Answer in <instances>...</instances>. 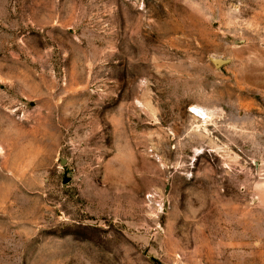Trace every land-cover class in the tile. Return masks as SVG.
<instances>
[{
	"label": "rangeland",
	"instance_id": "1",
	"mask_svg": "<svg viewBox=\"0 0 264 264\" xmlns=\"http://www.w3.org/2000/svg\"><path fill=\"white\" fill-rule=\"evenodd\" d=\"M0 264H264V0H0Z\"/></svg>",
	"mask_w": 264,
	"mask_h": 264
},
{
	"label": "water",
	"instance_id": "2",
	"mask_svg": "<svg viewBox=\"0 0 264 264\" xmlns=\"http://www.w3.org/2000/svg\"><path fill=\"white\" fill-rule=\"evenodd\" d=\"M212 62L214 63L215 66L220 67L221 65H224V64L228 63L229 59L212 58Z\"/></svg>",
	"mask_w": 264,
	"mask_h": 264
},
{
	"label": "bare ground",
	"instance_id": "3",
	"mask_svg": "<svg viewBox=\"0 0 264 264\" xmlns=\"http://www.w3.org/2000/svg\"><path fill=\"white\" fill-rule=\"evenodd\" d=\"M191 110V112H193V113H201V110H199V109H196V108H192V109H190ZM201 117H203V116H201ZM209 116L207 115V114H205L204 115V118L206 119V118H208Z\"/></svg>",
	"mask_w": 264,
	"mask_h": 264
}]
</instances>
